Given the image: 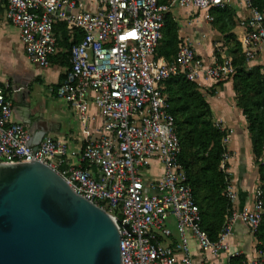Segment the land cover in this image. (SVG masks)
<instances>
[{"label":"built area","instance_id":"2783aa9c","mask_svg":"<svg viewBox=\"0 0 264 264\" xmlns=\"http://www.w3.org/2000/svg\"><path fill=\"white\" fill-rule=\"evenodd\" d=\"M234 0H97L89 11L80 0H0L5 18L20 30L28 59L48 67L58 49L56 27L63 23L80 31L70 47L71 66L57 96L83 124L98 111L100 134L85 139L77 163L67 144L45 136L37 150L23 122L15 121L12 89L0 83V165L31 160L55 169L80 195L108 211L117 221L122 264H194L191 243L206 257L240 256L230 244L236 224L254 233L264 218L263 191L258 186L251 207H238V195L228 183L226 196L234 205L216 240L202 228L188 174L180 162V140L170 111L165 81L174 75L214 85L230 79L236 67L228 45L209 63L194 45L182 43L171 61L157 56L166 17L174 8L194 9L214 21L212 11ZM249 13L241 21V53L251 64L264 51V14L254 0H237ZM222 127V123H215ZM230 134L223 139L221 168L228 173ZM87 164L88 167H85ZM99 169L96 176L92 168ZM171 220L177 231L176 240ZM263 257L243 264H262Z\"/></svg>","mask_w":264,"mask_h":264},{"label":"crops","instance_id":"0c3cea01","mask_svg":"<svg viewBox=\"0 0 264 264\" xmlns=\"http://www.w3.org/2000/svg\"><path fill=\"white\" fill-rule=\"evenodd\" d=\"M80 2L89 11H95L98 8L97 0H80ZM228 6L234 11L235 25L231 32L239 41L245 30L240 23L249 17V13L237 0ZM175 9L178 14H175ZM169 13L178 23L181 44L186 42L194 45L206 62L212 63L218 57L220 52L216 51L214 45L220 41H224L228 45L227 53L231 54L229 43L218 23L209 22L205 12L177 7ZM0 25L14 26L6 20L4 7L0 8ZM68 35L71 45L81 41L83 37L82 33L77 30L68 29ZM59 37H61L60 34ZM18 38L21 43L12 51L9 43L11 41H6L7 38L4 34L0 36V48L6 49L8 52L4 57L7 67L0 69V83H11L14 104L13 119L25 124L31 134L32 141L39 140L41 142L45 136H51L57 141L66 143L70 151L76 152V155L69 156L70 163H77L85 139L100 134V122L97 108L93 104L90 109L93 118L85 125L66 101L57 96V88L71 66V45L68 46L62 41H58V49L56 54L51 57L50 65L41 67L28 59L21 41L20 30ZM163 58L165 59V57ZM254 65H264V51L258 53L249 67ZM53 68L57 69L55 79L49 76ZM211 86L204 83L200 85L201 90L205 93L211 91ZM213 89H215V93L211 94L208 100L212 107L214 121L215 123L221 122L223 129L228 130L230 134L228 150L231 159L228 165V174L238 195L236 205L251 207L255 201L259 176L258 167L254 163L248 123L242 110L237 106L232 80L213 87ZM84 166L88 167L87 164ZM92 170L96 176H100L99 169L93 167ZM171 226L174 230V237L170 242L173 243L176 240L177 231L174 222L171 223ZM229 240L232 249L240 252L241 259L254 261L260 257V253L256 250L257 240L246 225L236 224ZM191 246L194 264H230L231 259L227 254L206 257L195 242H192Z\"/></svg>","mask_w":264,"mask_h":264},{"label":"trees","instance_id":"16d2710c","mask_svg":"<svg viewBox=\"0 0 264 264\" xmlns=\"http://www.w3.org/2000/svg\"><path fill=\"white\" fill-rule=\"evenodd\" d=\"M254 3L264 14V0H254ZM0 8H3L1 4ZM212 13L215 15L214 21L229 43L236 71L230 79L212 85L210 95L215 93L213 87L232 80L237 106L248 123L254 163L258 167V186L263 191L264 199V65H247L241 53L240 42L231 32L235 25L233 9L226 6L215 9ZM55 30L58 41L70 46L65 24H58ZM181 41L178 23L168 13L164 35L156 55L165 57L167 61L172 60ZM164 91L168 96L170 111L175 117L181 146L179 159L187 171L194 200L200 208L202 228L216 240L224 230L227 213L234 206L226 196L230 176L221 168L225 151L223 139L229 131L215 124L211 104L198 83L183 75H174L165 81ZM253 234L257 240L256 250L263 257L264 264V218ZM243 261L236 257L231 259L230 264H243Z\"/></svg>","mask_w":264,"mask_h":264},{"label":"water","instance_id":"95a60500","mask_svg":"<svg viewBox=\"0 0 264 264\" xmlns=\"http://www.w3.org/2000/svg\"><path fill=\"white\" fill-rule=\"evenodd\" d=\"M0 264H122L118 223L44 162L0 165Z\"/></svg>","mask_w":264,"mask_h":264},{"label":"rangeland","instance_id":"374dc122","mask_svg":"<svg viewBox=\"0 0 264 264\" xmlns=\"http://www.w3.org/2000/svg\"><path fill=\"white\" fill-rule=\"evenodd\" d=\"M176 10V9H175ZM175 14H178V11H175ZM4 34V36H6V41H11L9 42L11 44L10 49H12V51H14V49H16V47L21 43L18 36H19V29L15 26L10 25L9 27L4 26V25H0V36ZM9 50V49H8ZM8 54L7 50L3 48H0V69L2 70L3 68H6L7 66H5L6 64V58L4 59V57L6 56V54ZM249 66V64H247ZM57 69L53 68L51 73H50V78L55 79V75H56ZM51 80V79H49ZM11 85V83H10ZM205 93V91H204ZM207 95V97H210V92L205 93ZM173 221L171 220V223Z\"/></svg>","mask_w":264,"mask_h":264}]
</instances>
